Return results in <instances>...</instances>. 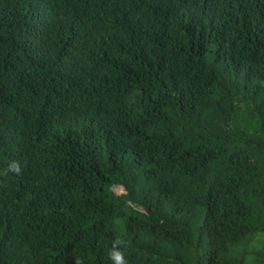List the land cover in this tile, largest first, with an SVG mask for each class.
Listing matches in <instances>:
<instances>
[{
  "label": "trees",
  "instance_id": "obj_1",
  "mask_svg": "<svg viewBox=\"0 0 264 264\" xmlns=\"http://www.w3.org/2000/svg\"><path fill=\"white\" fill-rule=\"evenodd\" d=\"M262 112L264 0H0V264H264Z\"/></svg>",
  "mask_w": 264,
  "mask_h": 264
},
{
  "label": "clouds",
  "instance_id": "obj_2",
  "mask_svg": "<svg viewBox=\"0 0 264 264\" xmlns=\"http://www.w3.org/2000/svg\"><path fill=\"white\" fill-rule=\"evenodd\" d=\"M115 259L117 261V264H127V261L123 258L122 253H115ZM76 264H80V261L77 260Z\"/></svg>",
  "mask_w": 264,
  "mask_h": 264
},
{
  "label": "rangeland",
  "instance_id": "obj_3",
  "mask_svg": "<svg viewBox=\"0 0 264 264\" xmlns=\"http://www.w3.org/2000/svg\"><path fill=\"white\" fill-rule=\"evenodd\" d=\"M262 117H263V121H264V112H262ZM113 191L117 194H120L123 190L121 187L119 186H116V187H113Z\"/></svg>",
  "mask_w": 264,
  "mask_h": 264
}]
</instances>
